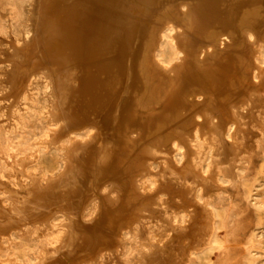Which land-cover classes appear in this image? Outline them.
<instances>
[{"label":"bare ground","instance_id":"bare-ground-1","mask_svg":"<svg viewBox=\"0 0 264 264\" xmlns=\"http://www.w3.org/2000/svg\"><path fill=\"white\" fill-rule=\"evenodd\" d=\"M30 1L19 0L22 20ZM34 2L33 34L9 54L6 92L7 106L28 114L18 141L4 131L0 146L54 147L59 173L28 174L27 157L14 164L12 184L25 193L0 195V237L28 230L43 250L2 264H103L150 219L175 231L165 262L188 263L215 241L203 197L247 154L244 111L264 115V0ZM155 231L136 248L162 249Z\"/></svg>","mask_w":264,"mask_h":264},{"label":"rangeland","instance_id":"rangeland-1","mask_svg":"<svg viewBox=\"0 0 264 264\" xmlns=\"http://www.w3.org/2000/svg\"><path fill=\"white\" fill-rule=\"evenodd\" d=\"M34 1L35 0H31L30 3L25 6L26 14L28 16L30 15V18L27 16V20H22V17L19 15V12L22 10L21 8H23V5L21 4V2H19V0L17 1V5H14L13 1L11 0H0V134L4 131H17L18 133L16 132V138L14 139L15 142L18 141V136L21 132L20 118L25 117L26 114H28V112H26L28 111V107L26 105L21 104L22 107L21 105H19L15 110V107L11 106L12 110L10 111L11 108L7 106L10 104L11 101V98L6 96V92H8L9 86V84L7 83L9 69H11L12 65L10 56L12 55L11 53L14 52V46L16 42L18 43L21 41H25V36H27L28 33L30 36H32L31 33L33 31L30 30H33V26H31L30 24H33L34 12L36 11V5H34L36 3ZM129 1L132 3L136 0ZM141 5L143 6V4ZM13 15H15V17H13ZM16 21L19 23H17ZM14 22L16 23V25H18L16 26ZM21 24H23L24 26ZM27 24L29 25L27 26ZM27 30H29L30 32ZM30 36H27V38L29 39ZM169 56L170 52L168 50L165 51L163 57L165 59H168ZM255 109L251 111L249 108L244 111L246 115L245 120L248 123L249 129V132L246 135L247 138H245V146L247 149V154L245 158L241 162L237 163L238 165L236 164V166H232L231 172L228 175L224 176L225 178L221 179V187L218 188L219 190L215 189L216 192L208 191L204 193L203 198L210 200L212 206L210 207L213 209L212 211H214L213 218H215L214 222L216 226V235L214 238L215 241L211 242L208 246H206L207 249H203L204 251H201L200 253H198L197 256L193 257L192 260L188 262L189 264H264V117H262L264 115L260 112V108ZM5 112H7L6 114L8 115L5 116ZM19 116L22 117L19 118ZM39 147H37L38 150L36 148L31 150V153L29 150V152L26 151L23 154H17L15 152H7L6 150H4L3 147L0 146V175L2 172L1 170L6 171L7 169V172L9 173L8 174L6 172L7 174L5 173L4 177L0 178V195L8 194L10 190L16 189L19 190V193L21 194L25 193L24 191L22 192L21 189H19V186H13L16 180H20V177L17 174H14L15 171L13 170L14 164L20 158L27 157L32 159L30 164H28L30 166L26 168L28 174L40 175L42 173L50 176L59 173V157L57 156V149H54V147H49L51 149L47 147L45 149L44 146ZM7 154L9 156H7ZM30 183L31 181L28 179L26 181L21 182V186L23 187ZM210 194H212L213 197ZM6 202H8L9 204L10 200H7ZM90 213L91 212L89 210L84 211L85 220L89 217L90 219L92 218L91 215L93 214ZM151 220L152 219H150L147 224L143 225V227L141 226L136 231H132L130 242L126 243L118 251H108V256L103 259L105 260L103 261V264H165L167 262H165V260L168 251H172V247L175 249L178 248L175 242H171L175 231L171 229H162V224L160 225V222L156 220H153V224L155 225L154 226L152 225L153 221ZM57 221L60 222L59 217L56 218L55 223H57ZM177 224L185 226L187 223H184L183 225L181 222H178ZM191 226H193L192 228L190 227L191 229H193L194 227H198V223L196 222V220L193 219ZM50 228L51 226L42 227L40 228L39 233L43 235ZM190 228H188V230ZM157 229H161L162 231H159L158 234L155 231ZM153 231H155L154 233L158 238L159 236L162 238L164 236L162 240L163 244L161 242L163 246L159 243V246L162 249H158V247L156 248V246L152 245H146V247L143 248H136L138 246H136V244L138 243L136 242V240H141V242L144 243H146L148 240L150 241L149 238ZM12 237L8 239L0 237V264L6 263L7 261H10V263H12L14 261H25L26 259H33V257H31L33 250H43V247L40 245L38 239L29 238L30 236L28 230L19 232L17 235L15 234V236ZM135 249H139L140 251H136ZM160 250L163 252H160ZM164 251H166V253ZM160 253L163 254L160 255ZM30 254L31 256H29ZM158 255L159 257L163 256L162 259H157ZM128 257L130 258V260ZM166 264H168V262Z\"/></svg>","mask_w":264,"mask_h":264}]
</instances>
